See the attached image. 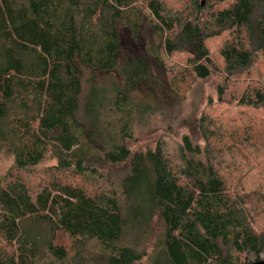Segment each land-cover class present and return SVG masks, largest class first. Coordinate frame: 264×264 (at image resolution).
<instances>
[{
    "label": "trees",
    "instance_id": "16d2710c",
    "mask_svg": "<svg viewBox=\"0 0 264 264\" xmlns=\"http://www.w3.org/2000/svg\"><path fill=\"white\" fill-rule=\"evenodd\" d=\"M190 1L176 12L165 0H0V157L12 159L0 177V264H44L46 254V264L264 262L249 196L233 194L221 174L251 130L237 145V132L206 116L204 148L187 136L133 154L125 146L129 95L149 76L147 57L159 65L160 49L185 53L189 76L205 80L215 68L208 45L222 35L227 78L264 58V0ZM145 9L156 45L118 67L119 27L136 37ZM83 69L94 82L119 76L93 85ZM238 105L258 111L263 90H244ZM118 114L122 125L110 133L108 115ZM46 160L54 165L35 175ZM122 163L118 184H100L101 166ZM155 219L162 234L147 253Z\"/></svg>",
    "mask_w": 264,
    "mask_h": 264
},
{
    "label": "rangeland",
    "instance_id": "374dc122",
    "mask_svg": "<svg viewBox=\"0 0 264 264\" xmlns=\"http://www.w3.org/2000/svg\"><path fill=\"white\" fill-rule=\"evenodd\" d=\"M165 2L176 12L192 5L190 0H165ZM200 3L204 6L203 0H200ZM206 11L207 9H204V14ZM142 14V27L136 37L128 29L119 27L121 50L118 67L132 57H144L146 44L156 45L152 30V25L155 24L153 18L146 9ZM225 40L226 38L220 35L210 41L209 52L215 68L205 80H192L189 76L188 55L185 53L168 56L160 49L161 65H157L153 59L146 58L149 76L139 84L135 92L129 95L131 112H134V115L129 130L130 138L125 142V146L133 154L153 148L158 141L172 146L174 141L178 142L183 136H187L193 145L204 148L205 140L200 124L206 116H210L217 127L222 126L223 122L225 128L237 132L241 137L234 141L237 145H242L244 142L243 132L251 130L250 143L239 149V155L230 150L232 155L228 154L225 162L222 163L221 174L227 188H230L233 194L249 196L248 209L252 214L254 213L256 229L262 230L264 229V107L258 111L239 107L238 98L246 89L261 88L264 92V58L254 64L250 73L227 78V74L223 73L222 61L219 57L221 44ZM89 71L83 69V77L93 85L98 83L105 85L107 83L105 80L112 78V75L119 76L115 72L106 76L98 75V81L94 82L89 76ZM219 89L222 92L226 90L221 102L218 100ZM137 111L142 112L143 115L139 117ZM108 118L110 124L105 127L110 133L116 134L122 125L121 116L108 115ZM53 165L52 160L44 161L37 167L35 175L44 174L43 171ZM11 166V157L3 154L0 157V177L4 176ZM127 171V163L116 166L103 165L99 168L100 184L105 185V180L109 185L118 184ZM44 229L42 226L40 231ZM161 234L162 225L155 219L151 225L152 237L148 242L149 247L144 251L149 253ZM88 249V253L97 251L94 246ZM44 256V264L53 262L47 254ZM68 264L73 263L69 261Z\"/></svg>",
    "mask_w": 264,
    "mask_h": 264
},
{
    "label": "water",
    "instance_id": "95a60500",
    "mask_svg": "<svg viewBox=\"0 0 264 264\" xmlns=\"http://www.w3.org/2000/svg\"><path fill=\"white\" fill-rule=\"evenodd\" d=\"M255 264H264V262H261V263H255Z\"/></svg>",
    "mask_w": 264,
    "mask_h": 264
}]
</instances>
